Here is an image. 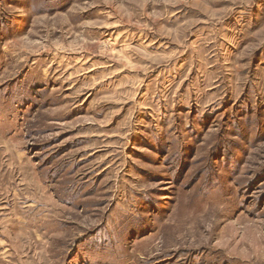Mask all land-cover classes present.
<instances>
[{"label": "rangeland", "instance_id": "374dc122", "mask_svg": "<svg viewBox=\"0 0 264 264\" xmlns=\"http://www.w3.org/2000/svg\"><path fill=\"white\" fill-rule=\"evenodd\" d=\"M0 264H264V0H0Z\"/></svg>", "mask_w": 264, "mask_h": 264}]
</instances>
